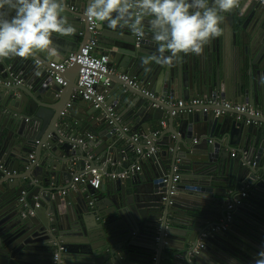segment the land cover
<instances>
[{
    "label": "water",
    "instance_id": "1",
    "mask_svg": "<svg viewBox=\"0 0 264 264\" xmlns=\"http://www.w3.org/2000/svg\"><path fill=\"white\" fill-rule=\"evenodd\" d=\"M65 2L76 31L54 34L58 56L0 59V264H53L58 243L66 245V264H152L154 255L157 264H255L264 251V118L249 123L247 114L217 113L219 106L173 103L201 97L264 108V3L241 0L202 54L148 70L142 58L156 51L150 34L137 43L130 28L96 22L110 67L168 101L114 74L116 85L96 108L78 93V64L67 71L66 86L50 73V62L93 37L89 0ZM230 52L249 74L237 87ZM110 167L128 174L101 189L75 182ZM192 181H201L196 190ZM204 194L208 202L194 198ZM222 223L227 229L193 253L201 234Z\"/></svg>",
    "mask_w": 264,
    "mask_h": 264
},
{
    "label": "clouds",
    "instance_id": "2",
    "mask_svg": "<svg viewBox=\"0 0 264 264\" xmlns=\"http://www.w3.org/2000/svg\"><path fill=\"white\" fill-rule=\"evenodd\" d=\"M240 4L241 0H89L85 14L113 30L128 27L141 38L150 34L156 51L142 58L148 70L152 63L171 67L184 56L202 54L222 34L225 14ZM75 31L65 0H0V59L36 58L38 53L54 58L60 54L54 34L70 36ZM36 67H42L38 59ZM255 264H264V251Z\"/></svg>",
    "mask_w": 264,
    "mask_h": 264
},
{
    "label": "built area",
    "instance_id": "3",
    "mask_svg": "<svg viewBox=\"0 0 264 264\" xmlns=\"http://www.w3.org/2000/svg\"><path fill=\"white\" fill-rule=\"evenodd\" d=\"M264 3V0H260ZM90 28L92 35H94L79 52H72L70 53L63 61L54 63L50 62L52 70L50 73L55 79L62 84L63 86L67 85V81L65 80V73L75 64L80 66L77 78V87L78 93L82 95L85 101L92 103L96 108L101 107L104 104L106 99V93L108 92L107 89L111 87L113 83V76L114 72L110 67L111 57L109 54L104 53L101 55L95 54L93 51L98 46V38L97 30H96V21L89 18ZM137 36V35H136ZM141 41V37L137 36V43ZM120 79L125 81L128 85L134 88H142L145 94L152 96L161 102L168 101L166 99H159L158 96L147 92L145 88H143L138 81V79L134 76H130L129 74H115ZM22 80H18V83H21ZM174 106L177 107H187L191 110V107L194 106H201V105H214L221 107L217 109V113H226L227 111H237L239 113L247 114L248 122L259 123L261 118H264L263 112L251 106L250 104H235L231 101H226L222 99H205V98H195L193 100H181L173 103ZM72 105L69 103L67 108H70ZM62 111V115L65 116L68 112V109ZM175 114V112H174ZM163 126H167L166 122H163ZM160 131H156L154 133L155 136H158ZM89 138H93L92 134L88 135ZM141 138H148V136H140ZM140 137H136V140H139ZM79 142L83 143V140ZM156 148H152L150 153L156 152ZM33 158V155L31 156ZM0 167L4 168V166L0 162ZM127 172L122 173H105L101 169H93L91 171H87L80 176L75 177V182H78L82 185H91L95 189H101L104 178L108 179H117V178H124L127 176ZM164 182H169V178L165 176L163 178ZM180 183V176L179 173L173 176V186H172V193L175 192L176 186ZM191 189H195V187H191ZM241 200L236 199L235 204H240ZM233 204L229 205V208H233ZM228 224L222 223L220 225L211 227L204 231L198 241V244L193 249V253H198L202 248L205 247L204 240L207 236L219 233L225 229H227ZM58 248L55 251L53 256V264H66L64 259V254L67 251L66 245L62 243L57 244ZM158 258L155 256L153 258L152 264H157Z\"/></svg>",
    "mask_w": 264,
    "mask_h": 264
},
{
    "label": "crops",
    "instance_id": "4",
    "mask_svg": "<svg viewBox=\"0 0 264 264\" xmlns=\"http://www.w3.org/2000/svg\"><path fill=\"white\" fill-rule=\"evenodd\" d=\"M232 30H233V28H232ZM228 34L229 35H231V29L228 31ZM94 36V35H93ZM89 41V40H88ZM222 44V43H221ZM232 45V44H231ZM231 45H230V47H231ZM221 47H223V46H220V48ZM233 50L234 51H236V47L235 46H233ZM222 49V48H221ZM231 50V49H230ZM107 51V49H105L102 45H101V43L98 41V46L94 49V53L95 54H97V55H101V54H104L105 52ZM235 53V52H234ZM236 57H237V54H234L233 55V58H232V56H231V52H230V54H229V56L227 57V62L229 61L230 63L232 62V65H233V67H234V73H232V76H231V80H232V82H235V85H236V87H237V81L240 79V77H242V78H246V80H248L249 79V74H248V72L247 71H244V69H241V66H239V65H241L239 62H238V60L236 59ZM235 58V59H234ZM229 63V64H230ZM112 70H113V72L115 73V74H119L118 73V71L116 72V70L115 69H113L112 68ZM72 72V71H71ZM71 72H69V73H67L66 72V74H65V77L67 76V78L68 77H70V75H71ZM69 75V76H68ZM116 85V83L113 81V83H112V85H111V87H109V88H113L114 86ZM196 98H201V97H196ZM220 98V97H219ZM223 100H226V99H223ZM226 101H231V102H233V103H235V104H240V103H238V101H236V100H229V99H227ZM242 104H246L245 102L244 103H242ZM252 106V105H251ZM253 107H256V108H258V109H260L262 112H263V114H264V108H262V107H258V106H253ZM228 112V111H227ZM254 123V122H253ZM164 127V126H163ZM167 126H165V128H166ZM158 131V130H157ZM160 131V130H159ZM144 136H146V135H144ZM143 139H147V138H143ZM141 141H142V139H141ZM158 145V149L159 148H161L162 146H161V144L159 145V143L157 144ZM157 149V150H158ZM156 150V151H157ZM109 172L110 173H116L117 172V170H115L113 167H110V170H109ZM179 176H180V173H179ZM109 180H111V179H108V178H104V180H103V184L105 183V182H107V181H109ZM191 183V184H190ZM103 184H102V186H103ZM187 184H189V185H192V184H194V185H199V184H201V181H192V182H189V183H187ZM188 185V186H189ZM192 197V196H191ZM194 198L195 199H197V201H203V202H208L209 201V199H210V197L208 196V195H206V194H204L203 196H194ZM254 207H255V205L254 204H252ZM260 207V206H259ZM261 209H262V207H260ZM157 257V255H154V257ZM162 264H167V262L165 261V260H162Z\"/></svg>",
    "mask_w": 264,
    "mask_h": 264
},
{
    "label": "flooded vegetation",
    "instance_id": "5",
    "mask_svg": "<svg viewBox=\"0 0 264 264\" xmlns=\"http://www.w3.org/2000/svg\"><path fill=\"white\" fill-rule=\"evenodd\" d=\"M58 248V246L56 247V249ZM56 249L54 250V254H55V251H56ZM54 256V255H53Z\"/></svg>",
    "mask_w": 264,
    "mask_h": 264
},
{
    "label": "bare ground",
    "instance_id": "6",
    "mask_svg": "<svg viewBox=\"0 0 264 264\" xmlns=\"http://www.w3.org/2000/svg\"><path fill=\"white\" fill-rule=\"evenodd\" d=\"M192 186V185H191ZM192 187H196V185H193Z\"/></svg>",
    "mask_w": 264,
    "mask_h": 264
}]
</instances>
